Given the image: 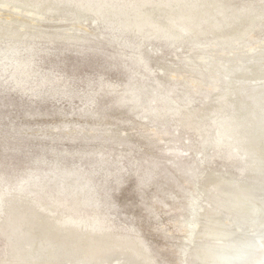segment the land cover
Masks as SVG:
<instances>
[{
	"label": "rangeland",
	"instance_id": "374dc122",
	"mask_svg": "<svg viewBox=\"0 0 264 264\" xmlns=\"http://www.w3.org/2000/svg\"><path fill=\"white\" fill-rule=\"evenodd\" d=\"M212 1L199 33L243 4L264 14V0H25L9 18L13 4L0 7L13 28L0 34V264H192L204 241L234 260L263 256L264 52L199 61L194 97L165 74L200 52L161 26ZM32 8L42 15L23 29ZM253 30L246 47L264 43V21ZM216 178L248 186L259 214L205 212ZM207 221L227 235L196 234Z\"/></svg>",
	"mask_w": 264,
	"mask_h": 264
},
{
	"label": "bare ground",
	"instance_id": "6f19581e",
	"mask_svg": "<svg viewBox=\"0 0 264 264\" xmlns=\"http://www.w3.org/2000/svg\"><path fill=\"white\" fill-rule=\"evenodd\" d=\"M215 1L210 2L204 9H199L197 11H192L189 9L184 15H182V19L180 22H177L172 25H162L160 28V32L164 35H170L174 38H180L182 36L181 30L186 31L191 35V38H194V47L199 50V55L197 59L189 60L187 71H174L171 73H165L166 78L171 80L175 87L184 90L187 94L191 96H196L199 94L198 86L202 82V79H195L194 76L197 75V63L204 60H209L210 58L213 60L212 65L224 66L228 60H233L234 62H242L249 54L264 52V43H258L249 47L245 46V41L250 38V36L254 33L255 28H257L264 21V14L253 9L249 4H243L236 10V14L232 16V18H226L225 24L217 25L215 22H209L207 28L201 33H199V23L202 17L209 18L213 14V8L218 10V7L213 3ZM218 2V1H217ZM13 4L14 12L8 14V18L12 17V15L17 14L16 12L21 11V9L26 5L25 0H0V7L7 8L8 5ZM28 16L26 17V23H22V28H27V21H36L34 17L41 16V11H37L36 9H28ZM3 22V21H2ZM0 21V34L7 32L9 29H13L7 22L4 21L2 23ZM72 26L75 29L82 30V28H86L83 23H74ZM66 35L64 32L59 31ZM41 30L35 31V35H39ZM61 35V34H60ZM193 40V39H191ZM184 41V40H182ZM186 42V41H184ZM260 56V55H259ZM264 56V55H263ZM189 57V56H188ZM187 57V58H188ZM163 71V70H161ZM188 76H184L183 73ZM264 74V72H263ZM194 75V76H193ZM259 75V74H258ZM241 80H247V78L243 75L239 76ZM217 81L214 79V82L210 85V90H214L216 88ZM119 96V97H118ZM118 99L125 100V97L122 95H118ZM145 113L147 112V108H143ZM196 118V116H195ZM160 135V132L156 129H152V131L141 132L139 137L145 138L146 140H155ZM224 142L221 147L216 143L215 145L220 148H224L227 145H233L236 143V138L231 137L229 143L226 144ZM254 146L253 149H255ZM258 151L259 161L264 165V142L262 143L260 149ZM245 161L248 157H245ZM214 175V173H211ZM227 187L230 190H223L222 187ZM209 187L214 188V195H211L206 200V205L203 206L205 212H211L209 208H211L212 204L218 205L221 208H225L235 213H252L254 215L259 214V210L254 209L252 206L253 194L250 193L249 187L245 185H238L233 181H229L223 178H216L213 180H209L204 184L203 190L209 189ZM225 187V188H226ZM224 188V189H225ZM196 213L194 212L193 216ZM211 221H207L204 224L202 230H198L196 234L203 236L205 238L215 237L221 238L222 236H226L227 234L222 231L221 228L216 226V223L213 225L210 224ZM197 224L186 225L183 228V237L185 240H191ZM226 245L224 243H215L210 244L209 242H203L199 245H196V250L192 256V264H264V254L261 257H250V259H242V260H234L230 256L226 255L223 251ZM212 258V262L205 258Z\"/></svg>",
	"mask_w": 264,
	"mask_h": 264
},
{
	"label": "water",
	"instance_id": "95a60500",
	"mask_svg": "<svg viewBox=\"0 0 264 264\" xmlns=\"http://www.w3.org/2000/svg\"><path fill=\"white\" fill-rule=\"evenodd\" d=\"M233 97H237L239 98V96H241V94L236 93V95H232ZM260 96L262 97V99L264 100V90L260 91ZM241 125L237 126V128H239ZM125 184V181L123 182L122 186ZM121 186V188H122ZM121 190V189H120ZM258 218H256V225H255V230L253 231L254 234H259L263 232V224H261L258 220ZM262 222V221H261Z\"/></svg>",
	"mask_w": 264,
	"mask_h": 264
}]
</instances>
